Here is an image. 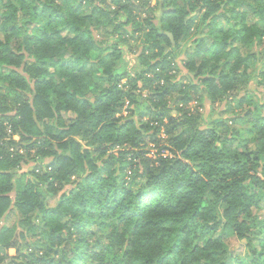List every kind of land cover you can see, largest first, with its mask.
<instances>
[{
    "label": "trees",
    "instance_id": "trees-1",
    "mask_svg": "<svg viewBox=\"0 0 264 264\" xmlns=\"http://www.w3.org/2000/svg\"><path fill=\"white\" fill-rule=\"evenodd\" d=\"M151 2L0 0V264H264V104L189 106L264 66V0Z\"/></svg>",
    "mask_w": 264,
    "mask_h": 264
},
{
    "label": "rangeland",
    "instance_id": "rangeland-1",
    "mask_svg": "<svg viewBox=\"0 0 264 264\" xmlns=\"http://www.w3.org/2000/svg\"><path fill=\"white\" fill-rule=\"evenodd\" d=\"M152 5L155 6L156 5V18L159 20L160 16H161V4L158 2H156V0H152ZM247 22L252 25V24H259V21L257 18H255L252 14L247 18ZM158 23V21H157ZM94 37L95 39L98 41L99 44H102L103 47H105L106 42L110 43V39H108L105 35L104 32L98 30V29H94ZM131 47V46H130ZM134 49L136 46H133ZM141 47V46H139ZM128 48V46H127ZM264 47L257 49V51L255 53H261ZM138 52V49H136V51L130 52L128 54V59H129V69L134 71L135 69V65H136V54ZM181 60V59H180ZM181 65V72L180 75L178 76V80H184V78L187 79L190 78L192 79L194 77L193 74H191L188 70L184 69L182 66V63H180ZM264 66H263V56L259 55V58H256L252 63L251 66L249 68V76L252 77V79H250V82L245 85L242 88V84H240L237 87V91L233 92V94H231L229 97H227L226 101H222L221 103H217L215 105H213L211 102H209L206 97L202 98V99H198L193 101L189 106L191 108V110L194 113H197V115H200V119L202 120V124L206 125L208 124V122L210 120L213 119H218V118H224V119H232L236 116H240V115H244L248 110L250 109H254L252 105H249V103H244L243 106L241 108H238L237 105V101L244 99L245 102H247V99L252 98L254 102H256L259 105H263L264 104V87L260 86L258 84V82L260 81V73L263 70ZM136 70V69H135ZM185 82H187V80H184ZM229 106L231 107L229 109ZM261 111L263 112L264 109H261ZM232 126H234L237 129H241L244 125H240V124H235V123H231ZM250 146V145H249ZM236 147V145L234 146ZM251 147V146H250ZM243 148H241L240 150H242ZM156 150H152L151 154H154ZM34 169V165L33 164H29V165H25L21 171L17 172V179H20L22 176L27 175L28 172L32 171ZM22 174V175H21ZM59 200V197H53L50 198V206L54 207L57 205V202ZM15 221L14 217H10L7 221L8 225H11V223ZM227 244H229L230 248L235 250V251H240V252H244L245 248L243 247L244 242L239 241L236 238H229L226 239ZM9 255L10 256H14L15 255V250H10L9 251Z\"/></svg>",
    "mask_w": 264,
    "mask_h": 264
},
{
    "label": "water",
    "instance_id": "water-1",
    "mask_svg": "<svg viewBox=\"0 0 264 264\" xmlns=\"http://www.w3.org/2000/svg\"><path fill=\"white\" fill-rule=\"evenodd\" d=\"M167 36L171 39V41L174 43V38H173V35L170 34V33H167Z\"/></svg>",
    "mask_w": 264,
    "mask_h": 264
}]
</instances>
